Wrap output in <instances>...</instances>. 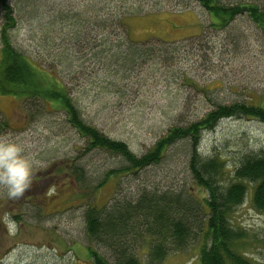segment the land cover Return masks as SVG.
Segmentation results:
<instances>
[{"label":"rangeland","instance_id":"obj_1","mask_svg":"<svg viewBox=\"0 0 264 264\" xmlns=\"http://www.w3.org/2000/svg\"><path fill=\"white\" fill-rule=\"evenodd\" d=\"M219 2L254 3L264 11V0ZM7 3L15 18V25L6 29L12 44L46 68L53 67V78H63L69 95L79 98L84 120L125 142L137 156L170 126L200 118L213 103L247 101L264 108V30L246 12L219 25L196 0ZM68 16L88 21L78 24ZM94 16L102 21V29ZM2 21L0 13V29ZM120 42L143 46L150 54L120 67L122 79H117L98 57L102 48L108 55ZM65 58L73 59L71 66L59 70L56 65ZM18 101L0 90V137L23 146L33 161V175L19 198H10L7 187L0 185V264H92L88 204L100 207L114 197L135 199L143 190L204 195L191 182L183 141L170 146L159 162L131 172L120 155L92 148L86 136L66 122L59 106L29 100L23 107ZM261 150L264 122L255 117L221 118L202 132L198 144L202 157L217 155L224 161L223 181L229 180L243 154ZM5 213L16 222L14 234L8 231ZM230 221L247 233L246 256L264 264V212L253 206L250 189ZM145 251L139 250L142 259ZM197 252L196 243L169 250L161 264H199Z\"/></svg>","mask_w":264,"mask_h":264},{"label":"trees","instance_id":"obj_2","mask_svg":"<svg viewBox=\"0 0 264 264\" xmlns=\"http://www.w3.org/2000/svg\"><path fill=\"white\" fill-rule=\"evenodd\" d=\"M196 1L219 25L246 12L264 30V11L254 3L224 5L219 0ZM0 13L3 17L0 90L13 95L23 107L29 100L42 106H59L65 113L66 122L86 136L92 148L120 155L131 172L159 162L170 146L183 141L188 148L191 182L204 191V195L197 198L188 190L161 193L143 190L135 199L117 200L114 197L109 204L100 207L88 204L85 221L87 235L92 241V246H88L92 264H161L169 250H184L193 243L198 244L199 264H254L243 251L246 231L234 226L230 217L249 189L253 206L264 212V150L243 154L235 163L229 180L223 181L224 161L217 155L202 157L198 153V144L202 132L212 129L221 118L255 117L264 122L262 106L247 101L213 103L214 106L200 118L186 125L170 126L145 153L137 156L130 152L125 142L105 136L99 128L84 120L79 98L73 100L63 78L60 77L61 81L53 78V67L46 68L12 44L6 29L15 25V18L7 0H0ZM68 18H74L78 24L88 21L81 17ZM98 20L94 16L95 25L102 29V21ZM127 31L126 38L129 37ZM101 51L99 61L109 72L111 69L108 68H113L117 79H122L120 67L133 63L138 56L150 54V49L131 42L127 46L120 42L119 48H111L108 55L104 54L103 48ZM72 60L65 58L56 66L63 70L71 66ZM117 83L113 84L116 90ZM205 92L207 94L208 90ZM143 247H146L144 259L139 254Z\"/></svg>","mask_w":264,"mask_h":264},{"label":"clouds","instance_id":"obj_3","mask_svg":"<svg viewBox=\"0 0 264 264\" xmlns=\"http://www.w3.org/2000/svg\"><path fill=\"white\" fill-rule=\"evenodd\" d=\"M33 161L24 154V148L14 140L0 137V185L7 187L10 198H19L32 182ZM8 231L14 234L16 222L5 213Z\"/></svg>","mask_w":264,"mask_h":264},{"label":"bare ground","instance_id":"obj_4","mask_svg":"<svg viewBox=\"0 0 264 264\" xmlns=\"http://www.w3.org/2000/svg\"><path fill=\"white\" fill-rule=\"evenodd\" d=\"M154 17H155V15H154ZM165 26V25H164ZM185 32V31H184ZM189 32V31H188ZM247 92V91H246ZM207 217V216H206ZM151 228V227H150ZM151 247V246H150ZM244 251V250H243Z\"/></svg>","mask_w":264,"mask_h":264}]
</instances>
